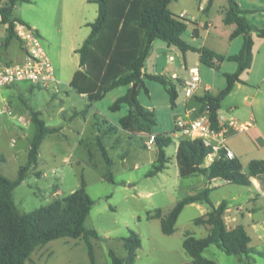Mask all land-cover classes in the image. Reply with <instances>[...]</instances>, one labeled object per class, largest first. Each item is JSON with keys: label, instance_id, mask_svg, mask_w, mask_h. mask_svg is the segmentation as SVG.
Instances as JSON below:
<instances>
[{"label": "rangeland", "instance_id": "374dc122", "mask_svg": "<svg viewBox=\"0 0 264 264\" xmlns=\"http://www.w3.org/2000/svg\"><path fill=\"white\" fill-rule=\"evenodd\" d=\"M59 1H17L12 8V14L16 18L37 31L58 83L44 88L28 80H20L0 88V153L5 158L0 161V172L14 179L20 166L26 162L29 141L34 133L29 108L39 112L38 117L44 125L59 128L42 138L37 164L13 189L15 206L19 212H26L48 204L76 189L80 177H83L86 190L94 200L85 226L98 233L97 238L90 237L95 264H110L109 249L119 256H125L122 237L128 235L129 231L135 232L140 239L133 264L189 262L191 257L184 251L182 240L185 232L195 237H202L208 232L207 226L193 223V219L202 215L203 210L185 205L170 234L161 231L159 219H147L146 214L157 207L166 212L179 198L200 189L198 175L179 176L173 158L174 144L171 143L164 148L168 159L166 166L161 171L146 176L145 173L157 163L156 147L147 149L143 145L146 132L128 136L119 127L113 132L104 131L107 124L116 125L118 118L127 110L125 103L117 110L109 109L115 99L124 93V86L113 88L103 98L87 106L84 112L73 115L74 107L84 108L87 104V99L69 86L72 74L78 68V54L74 50L88 34L89 27L86 23L94 20L97 4L89 0H71L62 17ZM199 1H205L206 5L208 2L175 0L171 2L170 8L178 12L186 7L188 13L184 19L188 23L195 17L201 22L209 19V33L220 39L226 38L232 27L221 20L222 4L226 0H214L207 12L198 9ZM200 31L203 32V29L200 28ZM190 34V29L185 30L183 39L190 41ZM251 36V68L241 73L240 81L221 100L219 108V113L224 118L233 117L239 123L249 121L252 124L227 139L228 147L237 155L243 168L251 159H264V38L253 32ZM3 38L4 35L0 36V54L3 61L9 63L11 60L2 49ZM241 44V36L234 38L230 52L237 53ZM16 49L17 40L13 39L9 50L16 52ZM185 53L187 63L199 68L200 85L209 86L212 94L224 87L223 73L236 68V63L228 60L221 67L212 68L199 62L197 52L189 50ZM169 55H173L175 59L170 61ZM179 61L183 63L179 48L174 45L166 46L165 42L156 39L146 61V68L150 72L155 68L158 73L167 76L175 71L186 78L187 70L180 71ZM175 84L177 98L174 106H171L166 90L156 81L145 79L144 86L136 89L137 101L148 106L154 113L156 124L152 131L156 133L171 131L174 120L184 116L185 109L189 106L186 101L188 97L183 94L178 83ZM24 115L29 117L25 125L18 119ZM84 117H90V123L82 135L79 132L83 129ZM139 135L143 137L140 138ZM99 137L112 161L110 166L106 165L97 145ZM34 171H39V175L34 174ZM107 172L112 174L114 181L107 179ZM247 194L246 186L229 183L214 187L209 196L214 202L233 196L243 200ZM253 204L257 206L256 213H245L239 219L251 239L249 244L253 249L249 257L246 259L237 254H226L215 244H210L203 250V257L217 264H264V197ZM245 206L249 207L250 203ZM202 207L208 209L205 204ZM30 258L35 264H89L86 246L81 238L52 239L35 248ZM24 264L31 263L27 260Z\"/></svg>", "mask_w": 264, "mask_h": 264}, {"label": "trees", "instance_id": "16d2710c", "mask_svg": "<svg viewBox=\"0 0 264 264\" xmlns=\"http://www.w3.org/2000/svg\"><path fill=\"white\" fill-rule=\"evenodd\" d=\"M17 1L29 0H6L0 8L1 23L6 24L1 43L4 52L13 39L18 41L13 31V22L20 19L12 14L13 5ZM90 1L97 4L96 16L93 21L86 23L89 32L81 45L74 50L78 54V68L69 81L71 88L85 96L87 104L81 110L73 108V115L84 111L87 106L103 98L113 88L127 86L126 93L118 96L109 106V109L114 111L125 103L128 106L127 112L118 119L116 125L107 124L104 131L113 132L119 127L128 133V136L138 135L141 132L146 134L154 132L152 131V127L156 124L154 113L137 101V87L144 86L145 79L153 80L160 83L166 90L171 106H174L177 98L176 84L170 76L144 71L151 43L159 39L168 45L176 46L181 52L188 50L197 52L199 61L212 68H219V64L224 60L236 63V69L233 72L223 73L225 85L215 95L205 93L196 97L199 102V112L207 107L211 127L219 129L220 102L233 89L235 83L240 81L241 73L251 68L253 59L251 33L264 38V27L250 24L239 4L235 0H227L228 5L223 15V22L235 24L229 38L240 35L242 44L237 53L225 56L206 46L196 45L183 39L182 34L187 28V23L184 18L172 13L168 8L172 0ZM2 57L0 54L3 60ZM133 83L136 84V89L133 97L130 98ZM145 91L147 92L146 89ZM29 111L34 133L29 141L26 162L20 166L14 179L0 172V264H24L27 260L35 264L30 258L34 249L60 237L83 239L89 264H95L90 237L97 238L98 233L95 229L85 226V220L94 200L86 190L83 177H80L79 186L76 189L62 198H55L48 204L26 212H19L15 206L12 197L13 189L37 164L42 138L59 129L44 125L38 117V111L33 108H29ZM156 134L155 162L157 163L145 173L146 176H151L166 166L168 159L164 148L171 143L176 144L174 156L178 174L181 177L203 175L205 180L221 178L229 183L248 186L251 184V176L264 174V159H251L243 168L238 157L228 158L225 150L219 149L212 161L206 164L205 157L212 152V149L201 138H182L175 143L169 136H164L163 132ZM97 145L106 165L110 166L112 161L100 137ZM4 159L0 153V161ZM33 173L39 175V171ZM106 177L114 181L110 172H107ZM209 191V188L204 187L193 194L179 198L166 212L157 207L146 214L147 219H159L161 231L170 234L174 231L175 222L185 205L190 203L207 205L206 213L195 217L193 223L207 226L208 232L202 237L184 233L182 247L191 260L181 264H217L202 256L203 250L210 244H215L226 254H237L246 259L253 249L249 245L250 237L243 225L226 227L223 214L227 201L222 200L218 205H214L210 200ZM122 241L126 250L125 256H119L109 249L110 264L134 263L136 249L140 246L139 237L135 232L129 231L128 235L122 237Z\"/></svg>", "mask_w": 264, "mask_h": 264}, {"label": "built area", "instance_id": "2783aa9c", "mask_svg": "<svg viewBox=\"0 0 264 264\" xmlns=\"http://www.w3.org/2000/svg\"><path fill=\"white\" fill-rule=\"evenodd\" d=\"M6 0H0V8ZM185 12H180L179 17L184 18ZM6 24H2L0 20V36L5 35ZM13 31L19 44L24 52V58L18 63H7L0 58V88L10 86L20 80H28L31 83L47 88L50 84H57L58 81L54 76L53 67L48 58L37 31L27 25L25 22L15 20L13 22ZM168 59L173 61L174 56H169ZM187 77L180 81V86L183 94L186 97H192L199 88L201 77L198 66H190L187 68ZM172 80L178 79L176 73H171ZM194 109L190 108L184 116L177 117L174 120V127L164 136H169L172 140L192 139L195 137L201 138L208 145L212 152L205 157V163L212 161L219 149L225 150V155L228 158H233V151L227 146V139L231 134H235L247 129L251 125L250 122H238L233 117H223L219 115V129L211 127V122L208 116V108L205 107L198 115L192 116L191 112ZM9 114L10 111H8ZM28 116H20L18 119L25 125L28 121ZM157 134L155 132L148 133L144 136V145L147 149L155 145Z\"/></svg>", "mask_w": 264, "mask_h": 264}, {"label": "crops", "instance_id": "0c3cea01", "mask_svg": "<svg viewBox=\"0 0 264 264\" xmlns=\"http://www.w3.org/2000/svg\"><path fill=\"white\" fill-rule=\"evenodd\" d=\"M70 1L71 0H60L59 1L60 16L64 15V13H66V11L68 9V5L70 4ZM84 1H88V0H84ZM173 1H175V0H172L171 2H173ZM209 1H210V3H209ZM213 1L214 0H208L207 5L205 4V1L204 2L199 1L198 2V9L207 12L209 10L210 5H212ZM235 1L239 4L240 8L244 11L245 17L247 18V20H248V22L250 24H252V25H254L256 27H264V0H235ZM171 2L169 3L168 8L170 9V11L172 13H174L176 15H178L180 12H185V14L188 13V10H187L186 7H182L181 10H179L178 12L174 11V10H171V8H170ZM222 2H224V1H222ZM222 5H223V14L221 16V20L223 21V15H224V12H225V10L227 8V5H228L227 0H226V3L222 4ZM208 20H206L204 22H201V21L196 20V17H195L193 21H191L189 23L186 22L187 23L186 30L190 29V32H191V34H190V39L191 40L189 42H191L193 44H196V45H200V46H206V47L212 49L213 51H215V52H217L219 54L225 55V56L226 55H230V54H234V53L230 52V46H231V42L237 36L232 38V39H230L229 38V34L235 28V24L230 23L229 25H232V27H231V30L228 33L227 37L224 38V39H220V38H217V37H215V36H213V35H211L209 33ZM200 28L203 29V32L200 31ZM193 32L195 34H193ZM193 35H195V36H193ZM155 40H153V42L151 43V51L153 50V43L155 42ZM166 46H168V44H166ZM9 47H10V44L8 45V47H7L6 51H5L7 58L9 60H11V62H9V63L21 62L23 60V58H24V52H23V49L21 48L20 44L18 43V41H17V49H16L17 51L16 52L14 51L15 49L10 51ZM149 55H150V53H149ZM149 55L147 56L146 61L148 60ZM169 56H172V55H169ZM186 56H187V54L185 52H182L183 63H181V61H179V66H178L181 72H183L184 70L186 71L187 68L190 67V66H195L193 64H188L187 63ZM198 60H199V58H198ZM146 61H145L144 71L146 73H150V74L158 73L155 70V68H154L153 72H150L149 70H147ZM224 61H222L219 64V67L222 66V63ZM252 61H253V59H252ZM163 69H165V68H163ZM234 70H231V71L229 70L228 72H224V73H231ZM172 73H176L178 75L177 81L176 80H172L173 83L176 82V83H178V86L181 87L179 83H180V81H182V79L185 78V76L179 75L175 71L172 72ZM159 74H161V73H159ZM124 87H125V89H124V93L123 94H125L126 91H127V86H124ZM209 88H210L209 86L200 85V87L198 88V91H196V93L192 97H189V98L186 97L187 98L186 101L189 104V106L185 109V112L187 110H189L190 108H193L194 111L191 112V115L192 116L198 115L200 113L199 112V102L196 100V97L202 96L205 93L212 94L209 91ZM123 94H121V95H123ZM213 95H215V94H213ZM82 96L85 98L84 95H82ZM126 107H127V110H128V106L127 105H126ZM74 108L76 110L83 109V108H76V107H74ZM127 110H126V112H127ZM84 111H82V112H84ZM82 112H79V114H81ZM72 113H73V111H72ZM218 114L221 115L219 113V110H218ZM74 117H76V116H74ZM89 123H90V117H87V118L84 117V119H83V129L81 130V132H79L80 134L84 135V133H85L84 131H85V129L88 128ZM80 139L82 140L83 138H80ZM262 140L264 141V138H262ZM143 145H144V143H143ZM155 147H156V145H154V148ZM175 149H176V144H174V151H173L174 160H175V156H174ZM155 150H157V148H155ZM234 155L237 157V155L235 153H234ZM154 161H155V158L151 160L152 163ZM175 162H176V160H175ZM198 178H199V182L198 183L200 184V187H201L200 189L206 187V188H209L210 191L214 187L222 186L224 184H229V182H227V181H225V180H223L221 178H213L211 180H205L203 175H198ZM250 182H251V184L246 186L247 190H248V194L243 200H240V199L236 198V196H233L232 198L230 197V199L220 198V199L215 200L214 202L211 201L214 205H218L222 200H226L227 201V207H226V209L224 211V214H223L224 222H225L227 228H233L236 225L241 224V223H239V219L244 217L245 213H247L249 215H251V212H253V214L256 213L257 206L254 205L253 203L255 201L256 202L259 201L260 197H264V174L263 173H259V174H256L254 176H251ZM200 189H198L197 191H199ZM197 191H195V192H197ZM210 191H209V194H210ZM195 192H192L190 194H193ZM55 193H57V190H55ZM246 203H250V206L249 207L245 206ZM187 205H193V206L199 207L201 210H203L202 215L205 214L206 211L208 210L207 208L202 207V205H203L202 203H190V204H187ZM250 241H251V239H250Z\"/></svg>", "mask_w": 264, "mask_h": 264}, {"label": "water", "instance_id": "95a60500", "mask_svg": "<svg viewBox=\"0 0 264 264\" xmlns=\"http://www.w3.org/2000/svg\"><path fill=\"white\" fill-rule=\"evenodd\" d=\"M10 7H12V5H11ZM135 89H136V84H135V83H133V84L131 85V94H130V98H132V97H133V95H134V92H135Z\"/></svg>", "mask_w": 264, "mask_h": 264}]
</instances>
